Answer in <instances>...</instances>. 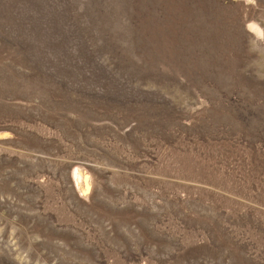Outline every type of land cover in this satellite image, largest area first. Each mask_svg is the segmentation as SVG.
Returning a JSON list of instances; mask_svg holds the SVG:
<instances>
[{"label":"rangeland","instance_id":"1","mask_svg":"<svg viewBox=\"0 0 264 264\" xmlns=\"http://www.w3.org/2000/svg\"><path fill=\"white\" fill-rule=\"evenodd\" d=\"M0 264H264V0H0Z\"/></svg>","mask_w":264,"mask_h":264},{"label":"bare ground","instance_id":"2","mask_svg":"<svg viewBox=\"0 0 264 264\" xmlns=\"http://www.w3.org/2000/svg\"><path fill=\"white\" fill-rule=\"evenodd\" d=\"M77 173V172H76Z\"/></svg>","mask_w":264,"mask_h":264}]
</instances>
